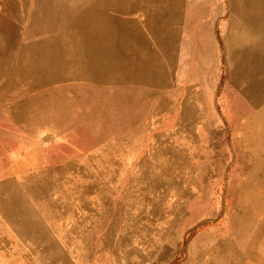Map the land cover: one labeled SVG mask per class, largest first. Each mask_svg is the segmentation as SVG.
I'll list each match as a JSON object with an SVG mask.
<instances>
[{
    "label": "rangeland",
    "instance_id": "374dc122",
    "mask_svg": "<svg viewBox=\"0 0 264 264\" xmlns=\"http://www.w3.org/2000/svg\"><path fill=\"white\" fill-rule=\"evenodd\" d=\"M136 1L0 0V264H264V0Z\"/></svg>",
    "mask_w": 264,
    "mask_h": 264
},
{
    "label": "crops",
    "instance_id": "0c3cea01",
    "mask_svg": "<svg viewBox=\"0 0 264 264\" xmlns=\"http://www.w3.org/2000/svg\"><path fill=\"white\" fill-rule=\"evenodd\" d=\"M113 2L109 12L111 14V18L115 20L114 22L115 29L117 28L118 22L121 25L122 24L127 25L131 21L137 22V20L140 19L138 17L139 14L137 13V9H139L142 6L141 1L113 0ZM110 45L112 46V48H110L111 52L114 53L115 58L118 57V59L120 60H128L130 54L133 55L135 58H138L137 55H141L140 49L132 48V44L130 43L128 37L123 38L122 36H119L118 38L117 35H112ZM147 66H148L147 63L146 64L145 62L140 63V61L136 65V67H138L140 70H143V72L146 71L145 69L147 68ZM139 84H141V82Z\"/></svg>",
    "mask_w": 264,
    "mask_h": 264
}]
</instances>
